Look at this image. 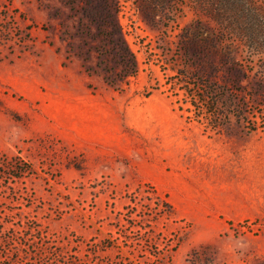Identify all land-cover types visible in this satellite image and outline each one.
I'll use <instances>...</instances> for the list:
<instances>
[{"label": "rangeland", "instance_id": "rangeland-1", "mask_svg": "<svg viewBox=\"0 0 264 264\" xmlns=\"http://www.w3.org/2000/svg\"><path fill=\"white\" fill-rule=\"evenodd\" d=\"M0 230V264H264V0H0Z\"/></svg>", "mask_w": 264, "mask_h": 264}, {"label": "trees", "instance_id": "trees-1", "mask_svg": "<svg viewBox=\"0 0 264 264\" xmlns=\"http://www.w3.org/2000/svg\"><path fill=\"white\" fill-rule=\"evenodd\" d=\"M90 10L89 13L90 15H94V17H98L99 14L102 15V17H108L107 21H102L101 25L103 27V25H105L106 29L105 31L107 32V39H109L110 41H112V43L114 44V51H115V56L124 64V68L126 71L125 77L128 76H135L137 75L138 72V68H137V63L136 60L131 52V50L129 49L128 44L126 43L125 39H124V34L122 32L121 26L118 23L116 17H110L109 18V14H110V10L108 8V6L106 5V3L100 5L99 3L96 4V6L91 5V7L89 8ZM101 17V18H102ZM215 54H211L210 52L205 54L204 57L208 58L209 60H211ZM223 59H226V61L228 60L229 62H232L230 58H227L226 55L221 54L220 56ZM243 69H236L235 73H242ZM215 75H219L217 71ZM109 81V80H106ZM110 85H114L111 81L108 82ZM240 83V81H239ZM213 85H206V88L204 90V98H199L198 100L196 99H192V105L195 109H197V104L195 103H199V101H202L204 103H207L208 108H207V112H211L214 109H219L221 105L223 104H227V109H232L234 112L235 117H237V119L240 120V118L242 117V115H240L243 110L244 107L246 106V101H242V103L239 101L238 103H241L238 105L237 102L233 101V100H227V101H223L222 99H220V92L222 91L221 88H217V86L212 87ZM189 96V94H188ZM222 103V104H221ZM238 113V114H237ZM211 115V114H210ZM213 115V114H212ZM211 115V116H212ZM252 131H255L254 129ZM10 173L9 176L13 179H22L25 176L28 175H32L34 174V170L31 164L28 163H24L20 158H16L13 163H11L10 167H9ZM167 209H168V215L171 216L173 214V208L170 205H167ZM0 233H3L2 230H0ZM6 259L9 258H5L3 261H5ZM198 258L196 259L197 262ZM12 263L11 264H16V261H12L10 260ZM198 264V263H197Z\"/></svg>", "mask_w": 264, "mask_h": 264}]
</instances>
